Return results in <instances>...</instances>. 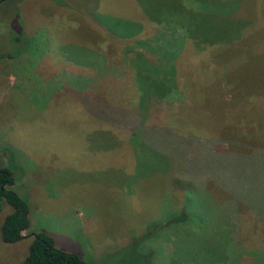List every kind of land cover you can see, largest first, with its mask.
<instances>
[{"label": "rangeland", "instance_id": "374dc122", "mask_svg": "<svg viewBox=\"0 0 264 264\" xmlns=\"http://www.w3.org/2000/svg\"><path fill=\"white\" fill-rule=\"evenodd\" d=\"M248 1L264 8V0ZM243 17L253 29L263 26L264 15L259 20ZM164 29L144 15L136 0L0 3V167L12 172V190L26 203L29 222L19 242L5 244L0 233V264H21L33 234L39 232L85 264H209L208 249L219 264H237L233 250L240 240L236 226L226 222V211L240 208L235 212L246 215L239 202L250 194L261 219L254 218L249 229L250 216L244 220L237 215L239 235L244 243L249 231L263 233L264 242L263 178L248 187L231 181L234 172L253 176V169L264 177L258 161H248L247 169L240 164L249 159L243 157L242 146L219 158L204 156L203 168L179 156L186 169L172 162V174L134 182L130 134L140 130L144 141L153 139L160 149H172V139H162L165 111L187 101L166 79L159 87L165 96L149 99L144 109L140 104L138 76L160 79L159 71L167 66L141 43L153 45ZM216 49L193 53L188 45L190 59H185L184 50L175 62L179 83L188 86L182 68L193 64L210 73L216 66L210 55ZM194 54L199 56L192 61ZM210 82L204 76L195 84L205 90ZM109 108L115 111L109 113ZM117 109L124 111L121 118L115 116ZM198 112L186 110L177 121L205 134L232 137L234 133L226 131L227 117ZM240 140L244 144L253 138ZM190 143L189 152L201 146ZM257 143L264 146V129ZM102 145L111 146L101 150ZM234 151L240 157L229 154ZM220 174L216 180L211 177ZM11 212L3 203L0 227ZM226 229L235 239L230 243Z\"/></svg>", "mask_w": 264, "mask_h": 264}, {"label": "trees", "instance_id": "16d2710c", "mask_svg": "<svg viewBox=\"0 0 264 264\" xmlns=\"http://www.w3.org/2000/svg\"><path fill=\"white\" fill-rule=\"evenodd\" d=\"M136 2L151 22L165 27L153 45L141 43V46L158 54V58L167 64L165 71L163 69L159 71L161 74L160 79L138 76L139 100L140 104H143L142 109L145 108L149 99L161 98L167 94L165 90L163 92L159 88L166 79L170 83L168 85L172 86V90L176 92L179 90V94L185 95L187 101L180 108L165 111L162 139H164V136H167L168 139L171 138L172 149L168 147L160 149L154 145L155 141L153 139H151V142L147 139L144 141L140 130H134L130 134L129 144L132 147L136 161V178L134 182L139 183L144 177L153 180L157 178L153 177L156 175L168 176L172 174L174 171L172 162H178L180 166L186 169V165L177 159L179 156L183 159L186 157L187 160H192L200 168H203L202 160L204 156L210 154L215 158H219L223 153L229 152L228 149L233 148L238 151L240 146L243 147V157L249 158L240 161V164L245 167L244 169L250 167V164H247L248 161H258L259 165L262 166L259 167L260 171L264 170V146L257 143V135L264 129V105L262 103V100H264V51H260L263 47L261 44H264V22L263 26L253 29L250 26L251 21L243 17V14L246 16L251 15L253 20L256 18L259 20L258 16L261 18L264 15V8H258L254 3L251 5L248 0H136ZM235 14L236 16H234ZM138 28L139 26H136L137 31ZM245 31L248 33L246 37H244ZM188 45H192L193 53L202 52L211 47H217L218 49L210 55L214 61L212 64L216 65L210 73H207L206 69L202 70L201 66H195L194 64L182 68L181 78L188 83V86H186L180 84L179 79L177 80L175 62L184 50L185 59H190L187 51ZM198 56V54H194L192 61ZM209 60H206L208 65ZM137 70L141 72L138 68ZM204 76L209 78L211 82L206 85L205 90H199L195 83ZM155 80L158 81V86ZM179 85L181 86L179 87ZM250 86L255 88L254 91H249ZM224 94L229 96L226 101L223 98ZM92 105L97 106L99 103L94 102ZM90 109L97 110L93 106ZM109 109V113L115 111L113 108ZM186 110H197L202 114L204 113L203 116L205 117L214 115L220 116L221 119L227 117L226 131L234 134L231 138H222L217 135L195 131L193 128L196 127L194 126H184L177 119ZM117 111H119V115L115 114V116L121 118L120 116L124 114V111L121 109H117ZM232 112L235 113L231 114ZM219 113L225 114L219 115ZM248 126H251L252 129L243 131L242 128ZM236 130L238 132L237 136ZM246 135L251 136L253 141L244 142L243 144L240 142V138ZM191 141H195L201 146L189 152ZM110 146L102 145L101 150H109ZM217 146H221L219 151ZM235 151L229 154L233 155L234 153L236 155L233 156L240 157L239 153ZM253 171V176H241V172H234L231 181L237 184L236 186L248 187L255 183L258 178L264 180L260 173L255 172V169ZM200 173H205V171L201 170ZM195 176L197 174L193 177L195 178ZM211 177L216 180L218 177L221 178V174L212 175ZM13 183L12 172L6 167H0V212L3 203L12 208V212L6 215L0 227L1 240L5 244L21 241L24 237L23 233L29 227L27 205L12 190ZM239 206H243L248 211L246 215L235 212L240 211V208H235L236 210L226 208V222L232 224L233 227L236 226L237 237L240 240L239 243L234 242L236 244L235 252L233 250L234 262L238 260L237 264H244L243 262L245 264H264V242L260 238L263 233L260 236H255V232L249 231V235L243 237L244 243L239 235L240 226L237 215H244V220L246 216H250L247 219L249 229L255 225L254 218L261 219L252 195L243 196ZM260 227L261 230L264 229L262 221ZM226 235L229 243L235 240L232 238L230 229H226ZM228 248H230V245ZM207 252L209 264H219V259L215 260L212 254L214 251L208 249ZM21 264L85 263L75 254L57 249L52 237L39 232L33 234L27 256Z\"/></svg>", "mask_w": 264, "mask_h": 264}, {"label": "flooded vegetation", "instance_id": "af4514ba", "mask_svg": "<svg viewBox=\"0 0 264 264\" xmlns=\"http://www.w3.org/2000/svg\"><path fill=\"white\" fill-rule=\"evenodd\" d=\"M4 0H0V3L3 2Z\"/></svg>", "mask_w": 264, "mask_h": 264}]
</instances>
